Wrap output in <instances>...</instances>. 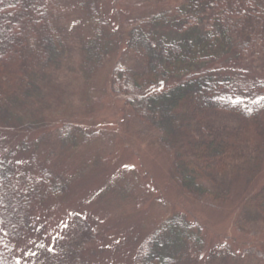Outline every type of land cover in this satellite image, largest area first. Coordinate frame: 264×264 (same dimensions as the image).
<instances>
[{
    "label": "rangeland",
    "instance_id": "1",
    "mask_svg": "<svg viewBox=\"0 0 264 264\" xmlns=\"http://www.w3.org/2000/svg\"><path fill=\"white\" fill-rule=\"evenodd\" d=\"M82 1H96L104 8L103 17L120 19L121 43L100 68L86 74L79 67L82 41L91 35L87 9L76 0L51 1L69 54L46 70L48 75L39 76L35 115L24 112L25 118L33 116L44 124L25 131L4 130L0 123V210L5 203L13 204L12 209L20 205L22 211L20 223L8 227L0 211V238L10 244L2 263L51 264L55 259L58 264H135L141 241L163 219L183 214L205 229L203 242L188 239L191 243L176 264H264V212L258 205L264 195V150L225 158L204 181L213 196V206H205L202 202L208 200L180 192L170 174L174 156L112 81L118 67L142 74L153 88L179 80L167 75L153 81L146 57L129 50L127 43L134 24L185 0ZM154 27L158 40L159 25ZM165 34L175 39L168 30ZM257 51L233 53L218 63H236L244 74L240 81L256 89L264 81V51ZM186 107L179 119L181 134L170 141L190 155L189 140L197 134ZM227 115L222 114L223 120L232 121ZM10 227H18L16 235Z\"/></svg>",
    "mask_w": 264,
    "mask_h": 264
},
{
    "label": "trees",
    "instance_id": "2",
    "mask_svg": "<svg viewBox=\"0 0 264 264\" xmlns=\"http://www.w3.org/2000/svg\"><path fill=\"white\" fill-rule=\"evenodd\" d=\"M51 1L0 0V123L4 130L28 131L41 126L40 119L25 118L24 112L35 115V96L41 91L39 76L68 59V46L53 20ZM76 1L87 9L91 23V35L82 41L79 68L93 74L121 43L120 19L116 18L119 23L115 25V19L103 17L104 8L96 1ZM152 15L130 27L128 49L146 57L153 81L168 79L167 75L179 80L153 88L142 74L118 67L112 81L125 95L126 104L159 132L157 141L162 148L174 156L170 174L180 192L208 200L202 203L211 207L213 196L204 181L216 167L225 158L264 150V81L256 89L247 87L236 63H218L233 53L264 51V0H185L182 6ZM155 24L161 35L158 40L154 38ZM167 30L175 39L166 37ZM203 64L208 67L202 68ZM184 104L191 116L189 125L197 134L189 140L190 155H184L170 141L181 134L179 119ZM226 113L232 121L223 120ZM66 129L65 137H69L71 129ZM57 188L54 185L52 191L57 192ZM2 205L7 227L13 221L20 223V205L15 209L13 204ZM258 205L264 212V195ZM203 228L202 223L183 214L165 219L141 241L135 264H176L191 243L188 239L194 244L203 242ZM9 230L16 235L18 227ZM8 241L0 238V264L10 254ZM51 264L58 263L52 259Z\"/></svg>",
    "mask_w": 264,
    "mask_h": 264
}]
</instances>
